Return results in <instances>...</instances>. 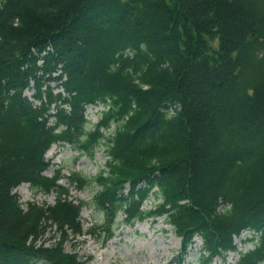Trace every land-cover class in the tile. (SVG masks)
<instances>
[{
    "label": "trees",
    "instance_id": "16d2710c",
    "mask_svg": "<svg viewBox=\"0 0 264 264\" xmlns=\"http://www.w3.org/2000/svg\"><path fill=\"white\" fill-rule=\"evenodd\" d=\"M54 143L104 147L105 169L69 176L97 186L90 201L44 174ZM21 183L54 203L23 208ZM83 205L102 214L86 231L102 242L165 216L176 264L195 237L200 264L225 258L243 230L256 242L235 264H264V0H0V264H85L64 250Z\"/></svg>",
    "mask_w": 264,
    "mask_h": 264
},
{
    "label": "rangeland",
    "instance_id": "374dc122",
    "mask_svg": "<svg viewBox=\"0 0 264 264\" xmlns=\"http://www.w3.org/2000/svg\"><path fill=\"white\" fill-rule=\"evenodd\" d=\"M25 95L32 100V89H27ZM99 107L96 106L88 110L87 119L90 123L96 122L99 118ZM45 158L52 165L44 174L51 176L55 169H60L61 180L59 183L69 189L70 197L77 204L78 201H90L97 186L91 184V186L78 188L77 185L69 183L68 177L72 172L87 177L96 176L100 170L105 169L108 156L102 146L96 149L93 156H86L73 150L67 144H54L45 153ZM13 192L18 196L23 208L31 201L38 204H53L55 201L54 192L48 194L37 192L32 190L27 183L20 184ZM157 203L158 200L149 196L142 207L150 209ZM122 218L123 216L119 215L117 220L120 221ZM102 219V214L94 211L92 207L83 206L80 210V221L84 231L92 223H99ZM114 230L113 236L106 242H102L99 237L87 234L78 235L75 238L70 236L64 243V250L76 253L80 260L85 261V264H176L175 259L181 248L180 239L175 235L172 226L167 223L165 216L155 220L148 218L143 221H135L132 225L120 223ZM55 232L56 227L53 225L48 228L46 234L38 242H44L45 245L54 243L58 239V234ZM250 235H253L251 231L244 230L241 237L235 239L240 251L251 247V243L241 242V239ZM194 240V244L189 247L188 253L184 257L185 264H200L201 240L199 237H195ZM98 257L100 259L97 260ZM236 257L237 254L229 252L224 260L216 257L210 264H233Z\"/></svg>",
    "mask_w": 264,
    "mask_h": 264
},
{
    "label": "bare ground",
    "instance_id": "6f19581e",
    "mask_svg": "<svg viewBox=\"0 0 264 264\" xmlns=\"http://www.w3.org/2000/svg\"><path fill=\"white\" fill-rule=\"evenodd\" d=\"M100 259V257L97 258V260Z\"/></svg>",
    "mask_w": 264,
    "mask_h": 264
}]
</instances>
